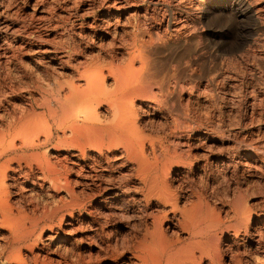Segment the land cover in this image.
Listing matches in <instances>:
<instances>
[{"label": "bare ground", "instance_id": "bare-ground-1", "mask_svg": "<svg viewBox=\"0 0 264 264\" xmlns=\"http://www.w3.org/2000/svg\"><path fill=\"white\" fill-rule=\"evenodd\" d=\"M142 1L147 0H105V4L100 6L103 14L99 21L105 26L104 34L108 36L112 28L121 27L123 34L129 38L125 41V52L128 55L125 64H118L114 52L110 56L109 65L104 67L101 63L103 48H95L97 50L94 54L93 45L86 40V35L73 32L63 39L65 42L62 44L45 46L37 51L42 59H48L57 70L67 69L70 76L57 72L53 65L44 66L42 74L48 80L37 78L36 81L28 82L25 88L16 90L13 87L9 94L0 92V234L3 231L10 234L9 239L0 245V260L28 264L22 256L26 251L33 264H71L53 251L51 245L42 244L41 241L48 233L53 238L55 228L65 224V230L61 232L65 236L64 240L69 241L77 221L75 213L89 214L90 223L99 226L95 219L97 214L93 213L106 208V203L92 212V208L86 206L85 198L81 199L75 191L76 186H93L98 194L103 191L114 192L110 198L114 202L124 198L135 202L130 197L132 189L145 202L147 211L144 233L132 246V255L139 264H202L205 258L209 264H223L218 247L225 238L223 234H213L215 229L224 224L220 216L222 213L215 214L200 201V196L198 203L190 202L191 197L198 195H183V189L178 193L173 187L177 183L182 186L187 184L189 174L195 170L204 174L209 164L216 163V166L219 164L223 169L229 188H232L233 180L229 179L228 172L237 155L227 154L215 158L207 150L219 143L216 135L194 130L187 118L184 119L182 96L189 87L182 78V55L176 57V66H173L171 75L166 74L157 80L158 76L151 72L154 69L149 68L148 57L151 56L147 57L151 54V46L156 48L158 45L166 49L173 44H180L187 31V23L182 20L183 15H180L174 17L171 32H168L169 23L166 18L162 19L166 22V29L153 28L150 19H147L149 8L143 12L141 9L136 13L133 11ZM246 1H252L256 6L262 2ZM204 2L198 0L195 8L191 9L199 11L196 21L200 19ZM78 11L77 7L69 14L77 15ZM256 13L257 20L264 26L262 9L257 8ZM123 17L127 26L122 24ZM124 27H129L130 31H124ZM171 38L174 39L173 44ZM108 79L113 81L110 88L105 85ZM175 95L177 107L172 105ZM11 96L19 97L21 104L12 102ZM152 116L160 117L164 122L157 131L151 129L154 122L148 118ZM255 145H258V152L264 148V142ZM197 147L207 149H203L204 164L199 163L193 153ZM241 154L237 157L245 170L249 167V160H253V155L247 152ZM114 171L120 177L117 180L112 175ZM133 180L138 186L130 185ZM46 186L57 195L65 193L66 198L57 200L58 204L54 207L41 209L36 206L37 209L32 213L11 202L13 195L33 196L44 191ZM242 194L245 193H237L231 205L233 211L230 216L233 215L238 223L232 227L235 238L242 233L248 237V228L255 226L254 217L250 212L247 213L249 207L244 201L246 194ZM93 195L89 194L87 199ZM169 214L173 215L174 223L169 221ZM243 223H247L248 227L244 225L245 229H242ZM169 231L175 233V237L169 236ZM178 231L186 233L188 239L182 240ZM260 241H253V244L247 242L250 247H246V253L252 255L250 252L262 250L264 247ZM262 257L254 264H264Z\"/></svg>", "mask_w": 264, "mask_h": 264}, {"label": "rangeland", "instance_id": "rangeland-1", "mask_svg": "<svg viewBox=\"0 0 264 264\" xmlns=\"http://www.w3.org/2000/svg\"><path fill=\"white\" fill-rule=\"evenodd\" d=\"M197 1L147 0L135 6L133 11L136 13L141 9L143 12L149 8L147 19H150L153 28L164 27L166 29V22L162 21L166 18L169 23L168 32L172 31L174 17L183 15L182 20L187 23L183 41L174 45V39L171 38L174 46L166 49L158 45L156 48L151 46L152 55H147V57L151 56L148 57L150 58L149 68H154V72L152 70L151 72L158 76L157 80H160L166 74L171 75L173 66H176V57L182 55V78L189 87H187L189 91L186 90L182 96L183 111H185L183 117L187 118L194 130L212 132L219 140V143L212 147L213 149H203L212 152L215 158L227 154L238 156L239 153L244 152L253 155L254 161L249 160V167L247 166L245 170L239 163V157H234L228 172L229 179L233 180L230 179L232 188H229L223 169L219 164L216 166V163L209 164L204 174L200 173V175L195 170L193 174H189L187 184L182 186L177 183L173 188L177 192L183 189L185 191H182L183 195L197 194V197L190 198V202L198 203L200 196V201L208 205L215 214L222 213L220 216L224 224L215 229L213 234H223L225 238L223 244L218 247L223 264H250L251 262L254 264L258 258L264 257V248L250 252L252 255L246 253V247H250L249 244H253V241L262 240L263 242H260L264 247V222H262L264 213V150L262 149L264 148H260L258 152L256 147L258 145H255L258 142H264V26L257 20L256 13L257 8H261L264 13V0L257 6L253 5L252 1L246 0H205L200 19L196 21V15H200L199 11H191V9L195 8ZM102 4H105V0H0V92L9 94L13 87L16 90L17 88L22 89L28 86V82L36 81L37 78L44 79L46 76L42 74L44 68L52 67L54 64L48 59H42L37 51L45 46L62 44L65 42L63 39L72 35L73 32L86 35V40L93 45L94 54L99 46L103 48L101 63L104 67L109 65L110 56L114 52L118 57V64H125L126 57H128L125 52L127 48L125 41L129 38L123 34L121 27L112 28L108 36L104 34L105 26L99 21L102 19L101 13L103 14L100 9ZM77 7L78 14L71 16L70 11ZM124 20V17L121 18L122 24L127 26ZM125 29L130 31L129 27H124L123 30ZM54 69L66 77L70 76L67 69L57 70L55 66ZM45 79L48 80V78ZM105 85L110 88L113 81L108 79ZM176 97L175 95L172 98V105L177 107ZM11 99L18 105L22 102L19 97ZM101 113L103 114L102 111ZM148 120L154 122L151 126L154 131L159 130L164 124L160 117L152 116ZM235 134L240 136L234 137ZM203 149L198 148L193 151L201 164L205 162ZM233 168L235 170L232 172ZM129 174H126V177ZM112 175L116 180L120 178L115 171ZM130 185L136 187L138 183L133 180ZM180 186L183 188L180 189ZM47 188L48 186L44 188V191H39L29 197L13 195L11 202L14 206L32 213L37 207L41 209L54 207L60 199L66 198L65 193L57 195ZM75 191L81 199L85 198L86 206L91 207L92 212L106 203V208L93 213L97 214L95 219L99 226L90 223L89 214L75 213L77 221H75L73 233L69 235V241L64 240L65 236L61 232L65 230V224L61 228H55L53 238L50 233L44 235L41 243L51 245L53 251L59 253L65 261L71 264H139L132 255V246L142 238L141 235L144 233L147 208L145 202L137 196L138 194L132 189L130 197L135 199V202H129L127 198L114 202L110 199L114 192L103 191L98 194V190L93 186L90 188L76 186ZM239 192L246 194L242 195L247 197L246 200L244 197L245 204L247 208L249 207L247 213L250 212L254 217L255 226L248 228V237L243 236L242 233L235 238L232 234V227L238 223L230 214L233 211L235 196ZM89 194H94L91 199H87ZM173 218V215L169 214V221L174 223ZM67 220L69 223L70 220ZM241 227L242 229L247 228V223H243ZM168 235L175 237V233L171 231ZM179 235L182 240L188 239L186 233L180 232ZM9 237L10 234L3 231L0 234V245H3ZM29 255L26 251L22 253L28 264H33ZM262 258L261 260L264 259ZM205 260L202 264H209L208 259L205 258ZM3 263L15 264L0 260V264Z\"/></svg>", "mask_w": 264, "mask_h": 264}]
</instances>
